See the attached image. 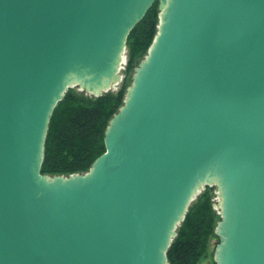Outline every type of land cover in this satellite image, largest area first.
Here are the masks:
<instances>
[{
  "label": "water",
  "instance_id": "1",
  "mask_svg": "<svg viewBox=\"0 0 264 264\" xmlns=\"http://www.w3.org/2000/svg\"><path fill=\"white\" fill-rule=\"evenodd\" d=\"M156 0H0V264H169L213 186V264H264V0H157V33L86 172H40L72 86L115 89Z\"/></svg>",
  "mask_w": 264,
  "mask_h": 264
},
{
  "label": "trees",
  "instance_id": "2",
  "mask_svg": "<svg viewBox=\"0 0 264 264\" xmlns=\"http://www.w3.org/2000/svg\"><path fill=\"white\" fill-rule=\"evenodd\" d=\"M157 4L156 0L126 38L125 75L116 90L94 96L69 87L56 103L46 132L41 173L68 175L85 172L104 152L103 135L108 121L122 105L130 73L157 32ZM213 197V187L205 185L190 201L166 251L169 264H200L206 257L209 240L215 236L219 219Z\"/></svg>",
  "mask_w": 264,
  "mask_h": 264
},
{
  "label": "rangeland",
  "instance_id": "3",
  "mask_svg": "<svg viewBox=\"0 0 264 264\" xmlns=\"http://www.w3.org/2000/svg\"><path fill=\"white\" fill-rule=\"evenodd\" d=\"M159 20V19H158ZM157 25H158V22H157ZM157 25H156V28H157ZM157 33V32H156ZM156 35V34H155ZM155 37V36H154ZM153 42V41H152ZM152 44V43H151ZM151 46V45H150ZM149 46V47H150ZM149 49V48H148ZM147 52H148V50L146 51V53L141 57V58H139V59H137V61H136V64L138 65V63L140 62V60H142L145 56H146V54H147ZM125 56H124V60H123V62H122V64H121V68H120V71H119V74H120V76H121V81L123 80V77H124V75H125V73H124V69H125V64H126V50H125V54H124ZM136 65V66H137ZM135 66V67H136ZM134 67V68H135ZM134 68H133V70H134ZM133 70H132V72L130 73V76H131V74L133 73ZM130 78V77H129ZM121 81L115 86V89H113V90H111V91H114V90H116L117 88H118V86L120 85V83H121ZM130 82H131V80H129V82H128V85L130 84ZM127 85V86H128ZM72 88L75 90V91H79V92H82V90H80V89H78L76 86H72ZM84 92V91H83ZM126 92V91H125ZM85 94H88V95H90L89 93H86L85 92ZM123 104V103H122ZM86 172V171H85ZM72 174V173H71ZM51 176V175H50ZM213 187V186H212ZM213 193H214V197L212 198V200H213V206H214V209L216 210V212H217V214H218V216H219V213H218V210H217V208H216V204H217V201H218V199H217V196H216V193H215V190H214V187H213ZM195 198V197H194ZM193 198V199H194ZM192 199V200H193ZM220 217V216H219ZM219 220V219H218ZM216 227V226H215ZM215 234V233H214ZM217 242V237H216V235L215 236H212L211 238H210V240H209V246H208V252H207V255H206V257L205 258H203L202 259V261L200 262V264H212V263H214V260H213V250H214V245H215V243Z\"/></svg>",
  "mask_w": 264,
  "mask_h": 264
}]
</instances>
